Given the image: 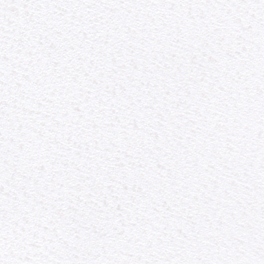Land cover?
I'll use <instances>...</instances> for the list:
<instances>
[{"label": "snow or ice", "instance_id": "obj_1", "mask_svg": "<svg viewBox=\"0 0 264 264\" xmlns=\"http://www.w3.org/2000/svg\"><path fill=\"white\" fill-rule=\"evenodd\" d=\"M0 264H264V0H0Z\"/></svg>", "mask_w": 264, "mask_h": 264}]
</instances>
